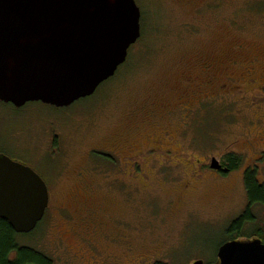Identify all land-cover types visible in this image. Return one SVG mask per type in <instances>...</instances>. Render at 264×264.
<instances>
[{"label": "rangeland", "instance_id": "1", "mask_svg": "<svg viewBox=\"0 0 264 264\" xmlns=\"http://www.w3.org/2000/svg\"><path fill=\"white\" fill-rule=\"evenodd\" d=\"M135 1L142 37L94 96L0 103V151L50 194L19 243L55 264H213L247 208L246 170L264 183V0ZM229 155L240 168H210Z\"/></svg>", "mask_w": 264, "mask_h": 264}, {"label": "water", "instance_id": "2", "mask_svg": "<svg viewBox=\"0 0 264 264\" xmlns=\"http://www.w3.org/2000/svg\"><path fill=\"white\" fill-rule=\"evenodd\" d=\"M141 18L135 0H0V102L66 109L94 96L126 64ZM210 168L229 171L216 159ZM49 203L34 170L0 155V220L29 235ZM214 264H264V242L228 241Z\"/></svg>", "mask_w": 264, "mask_h": 264}, {"label": "trees", "instance_id": "3", "mask_svg": "<svg viewBox=\"0 0 264 264\" xmlns=\"http://www.w3.org/2000/svg\"><path fill=\"white\" fill-rule=\"evenodd\" d=\"M227 163L225 166L235 171L241 167L242 158L237 155H229L227 156ZM244 185L248 201L247 208L227 228V235H229L227 241L257 237L264 242V226L257 227L253 232L247 228L258 221L255 216V209L264 206V183L259 180L256 169H247L244 175ZM37 230L30 235H18L7 222L0 220V264H55L54 260L45 252L33 246L19 243L22 236L30 237Z\"/></svg>", "mask_w": 264, "mask_h": 264}, {"label": "flooded vegetation", "instance_id": "4", "mask_svg": "<svg viewBox=\"0 0 264 264\" xmlns=\"http://www.w3.org/2000/svg\"><path fill=\"white\" fill-rule=\"evenodd\" d=\"M209 72H212V70L211 69H209ZM208 84V83H207ZM204 88V84H203V87H202V89ZM1 103V102H0ZM2 104H4V103H2ZM32 104H35V103H32ZM41 104V103H40ZM4 105H10V104H4ZM29 105V104H28ZM170 105H172V104H170ZM10 106H13V105H10ZM27 106V105H26ZM25 106V107H26ZM14 107V106H13ZM25 107H23V108H25ZM15 108V107H14ZM23 108H21V109H23ZM54 108V107H53ZM169 108H173V106H169ZM169 108H167L166 109V113L168 114L169 112H170V110L171 109H169ZM16 110H18V111H20L21 109H17V108H15ZM55 109H57V108H55ZM58 110H61V109H58ZM121 151H123V152H125V153H127V151H126V149L124 148V147H122L121 148ZM0 155H3V156H6V157H8V158H10L11 160H13L14 162H17V163H20V164H22V165H25V166H27V167H29L27 164H23L21 161H19L18 159H20L19 157H22V156H20V155H17V152H13V154H10L9 152H1L0 151ZM98 157H100L102 160H104V161H108V162H110V161H112V158L110 157V156H108V155H102V154H99L98 155ZM18 158V159H17ZM127 160H132V158L131 157H128L127 158ZM223 166V168L224 169H228L229 171H228V173H231L232 172V170L228 167V166H225L224 164L222 165ZM31 168V167H30ZM32 169V168H31ZM34 170V169H33ZM35 171V170H34ZM247 171V170H246ZM36 172V171H35ZM37 173V172H36ZM216 173H223L224 174V172L223 171H216ZM38 174V173H37ZM39 175V174H38ZM40 176V175H39ZM41 177V176H40ZM42 178V177H41ZM43 179V178H42ZM44 180V179H43ZM46 183V182H45ZM47 185V184H46ZM47 187H48V185H47ZM49 189V188H48Z\"/></svg>", "mask_w": 264, "mask_h": 264}]
</instances>
